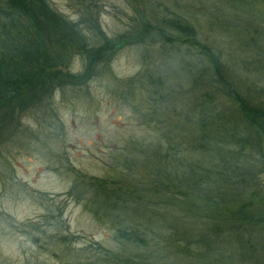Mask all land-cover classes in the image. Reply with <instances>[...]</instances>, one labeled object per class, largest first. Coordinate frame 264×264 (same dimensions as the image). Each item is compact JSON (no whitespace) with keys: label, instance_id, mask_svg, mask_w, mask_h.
Returning a JSON list of instances; mask_svg holds the SVG:
<instances>
[{"label":"rangeland","instance_id":"obj_1","mask_svg":"<svg viewBox=\"0 0 264 264\" xmlns=\"http://www.w3.org/2000/svg\"><path fill=\"white\" fill-rule=\"evenodd\" d=\"M146 1L160 15L186 18L199 40L227 63L235 81L263 85L251 73L259 72L260 64L264 68V49L261 58L254 50L264 47V0H92L91 6L87 0H48L68 21H82L90 46L103 44V35L113 51L86 85L55 87L31 107L13 104L0 113V264H142L144 253L159 252L123 251L117 226L105 215L99 222L86 208L94 204L86 191L88 179L109 182L127 167L131 179H148L158 163L153 145L147 146L160 137L144 116L148 91L139 84L129 88V79L145 70L164 81L162 94L176 93L166 99L169 125L184 129L185 118L197 119L186 76L194 60L186 57L182 63L181 53L172 50L176 47L162 42L120 41L143 33ZM94 24L97 29L89 28ZM63 62L65 79L71 78L66 73L81 74L85 63L75 52L65 54ZM106 203L98 200L96 206ZM254 243L255 260L264 264V237ZM160 252L156 264H187L177 251Z\"/></svg>","mask_w":264,"mask_h":264},{"label":"trees","instance_id":"obj_2","mask_svg":"<svg viewBox=\"0 0 264 264\" xmlns=\"http://www.w3.org/2000/svg\"><path fill=\"white\" fill-rule=\"evenodd\" d=\"M146 8L139 27L143 33L120 41L162 42L176 47L172 50L181 53L182 63L186 57L194 60L186 76L197 119L185 118L184 129L169 125L166 99L176 93L171 89L162 94L164 81L145 70L129 79V88L139 84L148 91L144 116L160 137L156 145L147 146L153 145L158 163L148 179H131L128 167L109 182L88 179L86 191L94 204L86 208L99 222L105 215L117 226L123 251H159L140 256L142 264H156L160 251H177L187 264L191 259L200 264H258L254 240L264 237V194L259 193L264 191V68L260 64L259 72L251 73L262 86L252 81V87H244L186 18L160 15L151 2ZM81 24L62 17L48 0H0V113L13 104L31 107L55 87H81L96 75L113 48L103 35V44L90 46ZM95 24L89 28L97 29ZM261 49H254L257 58ZM70 52L83 57V71L61 78L65 74L59 66ZM76 190L74 185L71 193ZM98 200L107 206H96Z\"/></svg>","mask_w":264,"mask_h":264}]
</instances>
